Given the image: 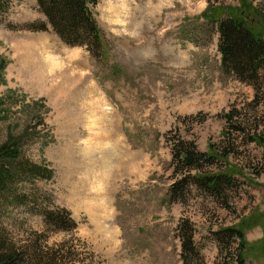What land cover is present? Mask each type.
<instances>
[{"label": "rangeland", "instance_id": "1", "mask_svg": "<svg viewBox=\"0 0 264 264\" xmlns=\"http://www.w3.org/2000/svg\"><path fill=\"white\" fill-rule=\"evenodd\" d=\"M210 2L97 0L106 53L66 45L37 0L0 7V149L18 142L24 161L54 171L11 189L0 229L16 247L63 245L65 264H185L187 224L200 255L189 264H236L217 232L238 226L247 264H264V107L224 72L218 30L202 18ZM252 2L264 8L221 1ZM178 139L235 150L210 168L237 180L225 202L194 184L173 195ZM46 211L68 212L69 229L50 227Z\"/></svg>", "mask_w": 264, "mask_h": 264}, {"label": "trees", "instance_id": "2", "mask_svg": "<svg viewBox=\"0 0 264 264\" xmlns=\"http://www.w3.org/2000/svg\"><path fill=\"white\" fill-rule=\"evenodd\" d=\"M8 0H0V7ZM222 0H211L202 18L210 25H215L219 33V52L224 72L234 75L239 81L246 83L256 90L258 106L264 107V33L257 30V23L251 10L264 15V8L259 4L243 5L240 8L221 3ZM256 1V0H252ZM264 1V0H263ZM214 2V3H213ZM40 10L52 26L53 31L62 41L71 47L86 46L93 52L102 50L106 53L105 37L95 19L93 8L97 0H37ZM30 30L36 27L29 25ZM40 30H47L43 23ZM229 120L235 116L227 115ZM236 131H243L235 127ZM255 137L252 136V139ZM173 162L175 173L181 174L182 179L172 188L173 195H184L189 185L194 184L206 194L225 202L228 190L236 184L235 176L228 171H214L210 168L219 162H226L233 149L223 152L210 147L209 151H199L194 141L178 139L173 145ZM53 169L24 161L21 158L18 142L7 144L0 149V213L2 208L14 199V185L27 176L51 179ZM10 194V196H9ZM229 206L226 205V208ZM45 222L57 230L69 229L70 214H58L52 211L43 213ZM76 223H72V226ZM182 248L185 264L194 263L199 253L194 244L193 230L189 225L182 226ZM217 240L221 250L230 252L232 262L247 264L248 241L245 230L231 226L217 232ZM235 244V248L233 249ZM70 253L65 246L48 249L46 252L37 247L18 248L7 239L0 229V264H65ZM67 264V263H66ZM68 264H77L75 262Z\"/></svg>", "mask_w": 264, "mask_h": 264}]
</instances>
